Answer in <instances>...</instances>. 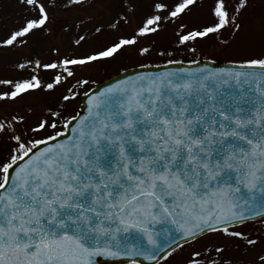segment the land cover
Returning a JSON list of instances; mask_svg holds the SVG:
<instances>
[{
  "label": "snow or ice",
  "instance_id": "1",
  "mask_svg": "<svg viewBox=\"0 0 264 264\" xmlns=\"http://www.w3.org/2000/svg\"><path fill=\"white\" fill-rule=\"evenodd\" d=\"M17 3L23 14L0 48L38 37L46 54L14 63L27 77L0 78V264H264V0ZM205 4L210 22L184 20ZM142 8L132 34L88 54L57 42L65 34L81 47ZM168 25L161 57L202 56L199 43L214 38L221 50L241 46L229 61L239 67L138 72L71 114L69 85L88 83L79 69L126 49L150 56ZM162 219L175 226L163 244Z\"/></svg>",
  "mask_w": 264,
  "mask_h": 264
},
{
  "label": "rangeland",
  "instance_id": "2",
  "mask_svg": "<svg viewBox=\"0 0 264 264\" xmlns=\"http://www.w3.org/2000/svg\"><path fill=\"white\" fill-rule=\"evenodd\" d=\"M210 2V0H208ZM147 11L146 8H142L136 16L133 17L131 24H122L118 30H106L103 34H93L90 38L78 48H73L69 36L61 34L58 43H62L65 51L71 53L75 51L77 55L88 54L94 49H99L109 44L110 42L116 41L121 35H130L133 30L143 18L144 12ZM23 14V9L17 3V0H0V37H3L6 31L11 28L14 23L18 22L20 16ZM197 20L198 22H210V17L207 11V4L204 8L194 9L192 13L184 17V20L191 21ZM174 25H168L166 31L159 34L154 39L156 41V50L150 56L140 57L135 54L131 49H126L121 52L115 59L97 62L90 64L89 66L83 67L77 71V79L87 80V85H76L75 80L69 86H74V91L77 92V96L68 104V109L72 115L78 107L79 97L87 92L95 82L101 80L105 75L118 71L119 69L141 65V64H154L164 62L165 59H182V60H193L197 58H207V59H220V60H234L240 59L245 54L241 50L239 44H234L233 46L221 50L218 42L214 38L201 41L198 45L199 49L203 52V55H193L190 52H185L183 49L168 48L172 55L161 57L158 53L162 48L166 47L172 40V32ZM70 35V34H69ZM227 35V34H226ZM150 43L149 39H141L140 45L148 46ZM29 53H40L41 55L46 54L45 42L38 37H33L29 45L25 48L17 49H2L0 48V78H22L29 75L28 72H19L14 68V63L21 59L23 55ZM59 91H64L61 88ZM42 94L32 93L30 96H41ZM30 97L26 96L17 105L13 107H20L29 102ZM10 110V109H9ZM65 115H68L66 112ZM30 123L32 120L30 119ZM43 133L37 134L35 138H41ZM6 146H0V154L5 152Z\"/></svg>",
  "mask_w": 264,
  "mask_h": 264
},
{
  "label": "water",
  "instance_id": "3",
  "mask_svg": "<svg viewBox=\"0 0 264 264\" xmlns=\"http://www.w3.org/2000/svg\"><path fill=\"white\" fill-rule=\"evenodd\" d=\"M198 61H199V65L188 64L186 62L179 61V63H171V64L165 63V64H160V65L138 66V67H132V68L117 72L113 75L107 76L104 79H102L101 81L97 82L89 92H87L86 94H83L79 98V108H78L77 112H79L81 114L86 113L87 103H88L87 97L92 92L103 91L104 88H106L110 85H113V84L117 83L118 81L123 80L125 78L133 77L138 72L156 73V72L163 71L165 69H167V70H178V69H182V68H192L193 70H195L197 67L202 66L204 64H207L209 66V68H211L213 70L223 69V68L239 67L238 65H232L229 62H225V61H213V60H208V59H198ZM67 134H70V133H66V135ZM49 143H51V142H49ZM39 147H42V146H39ZM153 227H154L155 232L158 233L157 240L161 244H163V242L165 240L169 239V232H171L173 234V236H175V226L172 225L171 222L168 220L162 219L158 223H156ZM140 259H141V264H149V262L143 260V258H140Z\"/></svg>",
  "mask_w": 264,
  "mask_h": 264
}]
</instances>
